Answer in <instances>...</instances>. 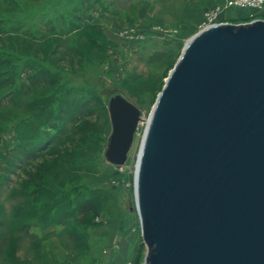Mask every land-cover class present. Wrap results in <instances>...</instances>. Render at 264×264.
<instances>
[{
    "label": "rangeland",
    "instance_id": "obj_1",
    "mask_svg": "<svg viewBox=\"0 0 264 264\" xmlns=\"http://www.w3.org/2000/svg\"><path fill=\"white\" fill-rule=\"evenodd\" d=\"M224 3L0 0L3 264H145L135 175L147 120L186 44ZM254 20L264 9H225L215 21ZM116 94L141 111L122 166L107 159ZM20 248L30 260L17 259Z\"/></svg>",
    "mask_w": 264,
    "mask_h": 264
},
{
    "label": "water",
    "instance_id": "obj_2",
    "mask_svg": "<svg viewBox=\"0 0 264 264\" xmlns=\"http://www.w3.org/2000/svg\"><path fill=\"white\" fill-rule=\"evenodd\" d=\"M107 159L141 120L110 98ZM145 264H264V21L218 23L186 44L151 113L135 179Z\"/></svg>",
    "mask_w": 264,
    "mask_h": 264
},
{
    "label": "built area",
    "instance_id": "obj_3",
    "mask_svg": "<svg viewBox=\"0 0 264 264\" xmlns=\"http://www.w3.org/2000/svg\"><path fill=\"white\" fill-rule=\"evenodd\" d=\"M254 10L262 11L264 9V0H225L224 6L214 8L207 17V27L218 24L215 20L223 10Z\"/></svg>",
    "mask_w": 264,
    "mask_h": 264
},
{
    "label": "crops",
    "instance_id": "obj_4",
    "mask_svg": "<svg viewBox=\"0 0 264 264\" xmlns=\"http://www.w3.org/2000/svg\"><path fill=\"white\" fill-rule=\"evenodd\" d=\"M35 229H36V226L34 224L30 223V226L28 227V230L30 232H32ZM7 247H8L7 245H4L3 248H0V264L4 263L5 257L8 254V252H7L8 248ZM14 254L17 256V259L20 262L28 261L31 258L30 257L31 256V249H29V248H20Z\"/></svg>",
    "mask_w": 264,
    "mask_h": 264
},
{
    "label": "bare ground",
    "instance_id": "obj_5",
    "mask_svg": "<svg viewBox=\"0 0 264 264\" xmlns=\"http://www.w3.org/2000/svg\"><path fill=\"white\" fill-rule=\"evenodd\" d=\"M150 120H151V117L147 120V127H146V130H145V135H144V138H143V141H142V146H141V150H140V153H139V156H138V161H137V164H136V174H137V170H138V166H139V160H140V155H141V152H142V149H143V146H144V142H145V138H146V134H147V130H148V127H149V124H150ZM140 122V121H139ZM139 125V124H138ZM134 142V141H133ZM135 179H136V175H135ZM136 183V182H135ZM135 192H136V187H135ZM136 204H137V200H136Z\"/></svg>",
    "mask_w": 264,
    "mask_h": 264
}]
</instances>
